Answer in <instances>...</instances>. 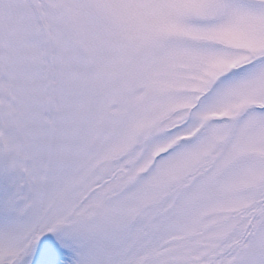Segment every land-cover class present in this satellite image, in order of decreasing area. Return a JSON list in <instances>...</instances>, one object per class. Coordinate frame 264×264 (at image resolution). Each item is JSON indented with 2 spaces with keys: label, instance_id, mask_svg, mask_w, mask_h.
I'll list each match as a JSON object with an SVG mask.
<instances>
[{
  "label": "snow or ice",
  "instance_id": "obj_1",
  "mask_svg": "<svg viewBox=\"0 0 264 264\" xmlns=\"http://www.w3.org/2000/svg\"><path fill=\"white\" fill-rule=\"evenodd\" d=\"M0 264H264V0H0Z\"/></svg>",
  "mask_w": 264,
  "mask_h": 264
}]
</instances>
